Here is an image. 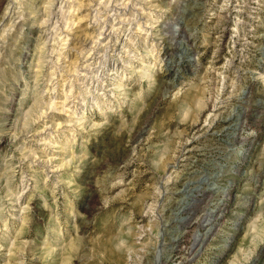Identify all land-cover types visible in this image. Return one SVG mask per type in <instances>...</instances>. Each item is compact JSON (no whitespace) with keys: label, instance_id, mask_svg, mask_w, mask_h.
<instances>
[{"label":"rangeland","instance_id":"1","mask_svg":"<svg viewBox=\"0 0 264 264\" xmlns=\"http://www.w3.org/2000/svg\"><path fill=\"white\" fill-rule=\"evenodd\" d=\"M161 262L264 264V0H0V264Z\"/></svg>","mask_w":264,"mask_h":264},{"label":"bare ground","instance_id":"2","mask_svg":"<svg viewBox=\"0 0 264 264\" xmlns=\"http://www.w3.org/2000/svg\"><path fill=\"white\" fill-rule=\"evenodd\" d=\"M65 1V0H64ZM78 3V2H77ZM59 4H61L60 2H59ZM120 5V4H119ZM57 6V5H56ZM80 7V6H79ZM81 9V8H80ZM62 14H63V12H62ZM61 14V15H62ZM66 15H68V14H66ZM107 21V20H106ZM59 22V21H58ZM67 23V22H66ZM72 23V22H71ZM70 23V24H71ZM144 25V24H143ZM112 28V27H111ZM45 33V32H44ZM67 41V40H66ZM114 42V41H113ZM66 44V43H65ZM92 45V44H91ZM59 64V63H58ZM87 73V72H86ZM89 78V77H88ZM73 79V78H72ZM79 120V119H78ZM70 124V123H69ZM213 215V214H212ZM210 216V215H209ZM213 218V217H212ZM212 218H208L209 220L206 222V225L207 226H211L212 225V223H213V220H212ZM204 226V225H203ZM198 242V241H197ZM160 263V262H159ZM161 264H162V262H161Z\"/></svg>","mask_w":264,"mask_h":264}]
</instances>
